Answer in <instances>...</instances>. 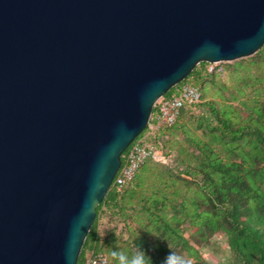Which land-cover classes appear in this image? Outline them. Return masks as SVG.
<instances>
[{
	"label": "water",
	"instance_id": "obj_1",
	"mask_svg": "<svg viewBox=\"0 0 264 264\" xmlns=\"http://www.w3.org/2000/svg\"><path fill=\"white\" fill-rule=\"evenodd\" d=\"M263 45L264 0H0V264H77L156 101Z\"/></svg>",
	"mask_w": 264,
	"mask_h": 264
},
{
	"label": "trees",
	"instance_id": "obj_2",
	"mask_svg": "<svg viewBox=\"0 0 264 264\" xmlns=\"http://www.w3.org/2000/svg\"><path fill=\"white\" fill-rule=\"evenodd\" d=\"M249 62L263 70L262 76L238 85L228 98L219 94L223 100L206 98L208 83L203 79L217 73L216 65L206 72L205 61L176 85L189 81L203 93L200 103L183 108L178 121L165 126L174 131L162 146L176 154L177 164L168 167L169 162L161 165L148 159L138 170L144 177L137 172L122 191L113 183L96 206L77 264H85L89 252H104L108 264H118L110 254L113 249L131 255L137 247L153 264H163L171 252L192 264H210L200 248L220 230L227 231L229 245L241 261L237 264H264V45ZM249 87L253 94L247 93ZM199 106H207L208 114H201L195 127L183 123V113ZM156 110L153 107V114ZM204 125L209 129L206 137L196 132ZM104 218L110 224L103 232Z\"/></svg>",
	"mask_w": 264,
	"mask_h": 264
},
{
	"label": "rangeland",
	"instance_id": "obj_3",
	"mask_svg": "<svg viewBox=\"0 0 264 264\" xmlns=\"http://www.w3.org/2000/svg\"><path fill=\"white\" fill-rule=\"evenodd\" d=\"M255 56V53L243 57L240 59H236L233 61H223L216 63V69L214 76H207L204 77L203 82L208 83V94L206 95V98L208 99H217V100H223L219 94L224 95L225 97H230L231 93L237 92L238 85L245 86V82L249 81L250 78L256 77V76H262L263 70L259 66H250L249 60ZM236 63H241L236 65ZM228 86L229 88H224ZM247 93L253 94V88L249 87ZM232 106L237 109H243V107L238 102H231ZM207 106H199L196 107L191 112H184L183 115L186 116V120H183V123L190 127H195L198 121V118L201 114L207 115L208 114ZM245 114V113H244ZM172 128V127H171ZM169 127H160L154 134L149 136V141L157 146V144L160 145V147L164 148L163 143L167 139L171 138L172 130ZM162 129L161 133L159 131ZM196 132L202 136L206 137L209 129L204 125L201 128L196 129ZM164 139V141H163ZM162 140V142H161ZM188 143H186V146ZM158 147V146H157ZM167 147V146H166ZM164 151H167V148L163 149ZM168 160L169 165H166L168 167H172L173 164H177L176 161V154L173 152H169ZM179 169H182L180 166ZM143 170H140L138 172V176L141 174L140 177H144ZM148 183V182H147ZM110 222L107 218H104L100 222V229L104 232V230H107V225H109ZM193 231V229L191 230ZM200 252L205 260H207L210 264H237L240 263V258L236 255V253L233 251V249L229 245V235L226 230H220L217 233H215L212 237H210L208 245H204L200 248Z\"/></svg>",
	"mask_w": 264,
	"mask_h": 264
},
{
	"label": "built area",
	"instance_id": "obj_4",
	"mask_svg": "<svg viewBox=\"0 0 264 264\" xmlns=\"http://www.w3.org/2000/svg\"><path fill=\"white\" fill-rule=\"evenodd\" d=\"M216 63L207 62L206 72H212ZM171 90V89H170ZM169 90V91H170ZM162 95L155 103L156 112L151 115L146 130L140 133L130 144L125 155V161L119 168L114 185L118 191L132 182L139 168L146 160L152 159L160 163H168V157L161 147L149 141V136L154 134L160 127L174 125L180 116L181 110L185 107H195L203 99V93L199 86L185 81L174 90ZM108 256L104 252H89L85 264H108Z\"/></svg>",
	"mask_w": 264,
	"mask_h": 264
},
{
	"label": "clouds",
	"instance_id": "obj_5",
	"mask_svg": "<svg viewBox=\"0 0 264 264\" xmlns=\"http://www.w3.org/2000/svg\"><path fill=\"white\" fill-rule=\"evenodd\" d=\"M111 256L118 260V264H153L152 258L141 248L137 247L131 255L123 249L111 251ZM163 264H192L190 259L177 256L176 253L171 252Z\"/></svg>",
	"mask_w": 264,
	"mask_h": 264
},
{
	"label": "crops",
	"instance_id": "obj_6",
	"mask_svg": "<svg viewBox=\"0 0 264 264\" xmlns=\"http://www.w3.org/2000/svg\"><path fill=\"white\" fill-rule=\"evenodd\" d=\"M183 122V121H182Z\"/></svg>",
	"mask_w": 264,
	"mask_h": 264
}]
</instances>
